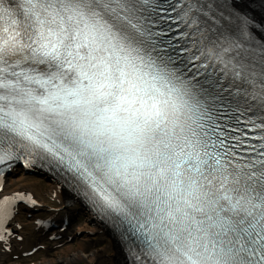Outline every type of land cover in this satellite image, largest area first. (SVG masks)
<instances>
[{
  "label": "snow or ice",
  "instance_id": "6c2138e0",
  "mask_svg": "<svg viewBox=\"0 0 264 264\" xmlns=\"http://www.w3.org/2000/svg\"><path fill=\"white\" fill-rule=\"evenodd\" d=\"M21 160L124 264H264V0H0V169Z\"/></svg>",
  "mask_w": 264,
  "mask_h": 264
},
{
  "label": "bare ground",
  "instance_id": "6f19581e",
  "mask_svg": "<svg viewBox=\"0 0 264 264\" xmlns=\"http://www.w3.org/2000/svg\"><path fill=\"white\" fill-rule=\"evenodd\" d=\"M27 174H30L29 170L12 168L4 184V195L28 193L34 196L38 205L21 204L13 214L8 224L13 235H8L9 247L0 248V264H116L122 257L121 249L93 215L80 209L78 202L69 207L66 193L56 185L48 184L44 191L38 180L26 181ZM76 212L80 217H76ZM38 214L51 218L49 227L37 228ZM63 217L67 219L64 229L57 224ZM82 230L86 231L78 233ZM33 231L40 232L36 240L30 237ZM34 244L39 250L24 257L28 260L38 253L40 257L23 263L22 255Z\"/></svg>",
  "mask_w": 264,
  "mask_h": 264
},
{
  "label": "rangeland",
  "instance_id": "374dc122",
  "mask_svg": "<svg viewBox=\"0 0 264 264\" xmlns=\"http://www.w3.org/2000/svg\"><path fill=\"white\" fill-rule=\"evenodd\" d=\"M20 169V168H19ZM28 175V177H27V179H26V181H35V182H37V180H38V182H39V184H41V187H43V189L42 190H44V191H46V187L48 186V184H53V183H51V181H50V179H49V177L47 176V175H45V174H42V173H30V174H27ZM25 181V182H26ZM42 181V182H41ZM49 182V183H48ZM45 187H44V186ZM79 207H80V209L81 208H83L84 209V207L82 206V204L80 203L79 205H78ZM85 210V209H84ZM76 217H80V214H78L77 212H76ZM41 216V215H40ZM42 216H45V215H42ZM94 217V216H93ZM94 219H95V217H94ZM39 231H41V232H43V229H40ZM86 231V230H85ZM85 231H79L78 233H80V234H82V232H85ZM40 234V232H37V231H33L32 232V235L30 236L31 238H34V240H36L37 239V236ZM41 243L43 244V242L41 241ZM33 248L35 249V251L38 249L39 250V248H37V246H36V244H34L33 245ZM36 253V252H35ZM24 255L25 254H23V258H22V260H23V263H27L28 261H30V260H32V259H35V258H39L40 257V253L39 254H37V255H34V256H31V257H29L28 258V260L27 259H25V257H24Z\"/></svg>",
  "mask_w": 264,
  "mask_h": 264
}]
</instances>
